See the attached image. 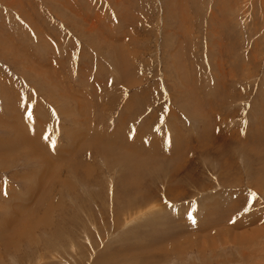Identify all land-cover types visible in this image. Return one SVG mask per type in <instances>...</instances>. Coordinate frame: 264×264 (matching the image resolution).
Masks as SVG:
<instances>
[{"label":"rangeland","instance_id":"374dc122","mask_svg":"<svg viewBox=\"0 0 264 264\" xmlns=\"http://www.w3.org/2000/svg\"><path fill=\"white\" fill-rule=\"evenodd\" d=\"M0 264H264V0H0Z\"/></svg>","mask_w":264,"mask_h":264},{"label":"snow or ice","instance_id":"6c2138e0","mask_svg":"<svg viewBox=\"0 0 264 264\" xmlns=\"http://www.w3.org/2000/svg\"><path fill=\"white\" fill-rule=\"evenodd\" d=\"M29 118H31V113H29Z\"/></svg>","mask_w":264,"mask_h":264},{"label":"bare ground","instance_id":"6f19581e","mask_svg":"<svg viewBox=\"0 0 264 264\" xmlns=\"http://www.w3.org/2000/svg\"><path fill=\"white\" fill-rule=\"evenodd\" d=\"M151 210H152V208H151ZM132 222V221H131Z\"/></svg>","mask_w":264,"mask_h":264}]
</instances>
